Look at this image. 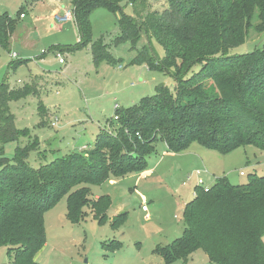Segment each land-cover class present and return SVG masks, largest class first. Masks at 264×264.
<instances>
[{"label": "trees", "instance_id": "16d2710c", "mask_svg": "<svg viewBox=\"0 0 264 264\" xmlns=\"http://www.w3.org/2000/svg\"><path fill=\"white\" fill-rule=\"evenodd\" d=\"M150 1L70 0L80 43L53 51L72 53L90 43V15L104 9L120 14L111 46L130 44L135 56L128 65L173 80L171 88H157L153 96L116 110L117 121L98 132L91 149L36 169L27 162L35 140L7 158L4 146L21 135L9 103L33 90L0 84V248L12 264H39L34 258L46 243L44 214L62 198L72 225L85 208L99 225L109 221L110 197L90 199V187L144 172L157 142L175 154L194 142L223 155L249 146L264 151V40L252 52L229 53L246 41L255 12V29L264 31V0H153L167 4L161 11H151ZM126 5L129 16L122 12ZM21 15L22 8L13 18L0 14V48L7 53ZM142 38L145 45L138 48ZM152 41L162 47V59L153 55ZM90 51L95 65L120 63L102 40ZM24 63L13 60L9 68ZM193 196L183 209L181 236L153 251L165 264L185 262L199 250L212 264H264V176L249 175L240 185L219 177L209 188L196 186ZM125 216L113 217L111 229H119ZM120 246L111 241L101 248L113 253Z\"/></svg>", "mask_w": 264, "mask_h": 264}, {"label": "rangeland", "instance_id": "374dc122", "mask_svg": "<svg viewBox=\"0 0 264 264\" xmlns=\"http://www.w3.org/2000/svg\"><path fill=\"white\" fill-rule=\"evenodd\" d=\"M150 6L151 11H161L167 4L152 0ZM21 8L26 13V19H19L18 22L19 27H24L30 22L31 15L24 0H4L0 14L6 13L13 18ZM69 10L72 13L70 6ZM122 12L129 16L132 9L126 5ZM119 17L120 14L104 9L94 10L90 15V43L70 55L69 52L63 55V52L57 51L66 60V65L63 66L58 64L56 53L51 47L56 42H59L56 43L59 48L80 43L77 26L72 20L63 26L62 32L53 31L48 39L38 40L33 35L30 36L38 44L31 54H39L41 49H50L44 57L47 62L36 61L29 64L27 61V68L22 64L9 68L12 61L10 55L17 54L19 47L9 45V54L0 49V84L5 81L11 89H19L28 85L25 82L35 74L45 73L48 76L50 73L57 77L52 76L48 81L36 80V84L28 85L31 87L29 94L33 90L32 94L9 103L15 118V127L21 135L16 142L4 146V155L7 158L14 156L16 148H23L35 140V149L28 153L27 162L36 169L70 153L87 151L94 145L100 130L110 131L116 110L128 108L141 98L153 96L161 84L168 88L173 86V80L169 76L146 68L129 66L128 63L135 56L129 43L115 48L111 46L112 40L118 34ZM257 24L255 12L246 41L231 49L230 55L249 53L259 46L264 40V31L257 32ZM97 40H102L113 57L120 60L118 65L93 63L90 45ZM143 45L144 38L139 42L138 48ZM150 47L153 55L162 59V47L154 41L150 43ZM119 65L122 68L119 69ZM65 66L67 68L64 70ZM155 146V152L147 159L149 166L145 171L154 167L168 152L162 142H157ZM196 162L202 165L200 168L206 170L205 173L202 171V174H191L190 168ZM160 163L161 167L145 178L132 174L120 179L112 178L116 180L114 185L106 181L99 186L90 187V199L96 194H112V204L107 213L109 221L112 216L126 214L125 222L117 230L111 229L109 221L99 225L87 208L84 209L85 216L77 224H70L65 217L66 199H60L44 214L46 243L37 263L165 264L153 251L157 246L168 245L181 236L184 220L180 203L183 199L191 201L194 198L198 179L202 180L203 188H209L211 183L206 180V175L211 172L219 174L217 177H227L234 185L245 184L248 176L252 174L264 176V151L251 146L223 155L194 142L186 150L176 154L175 158L162 157ZM187 172L190 174L187 175ZM241 172L244 175L241 176ZM187 176H190V180L186 184ZM145 194L154 198L144 201ZM141 205H146L149 209L148 219L141 211ZM111 241L118 242L120 249L113 253L103 251L101 245ZM0 264H12L5 247L0 248ZM172 264L212 263L199 250L185 262L179 260Z\"/></svg>", "mask_w": 264, "mask_h": 264}, {"label": "crops", "instance_id": "0c3cea01", "mask_svg": "<svg viewBox=\"0 0 264 264\" xmlns=\"http://www.w3.org/2000/svg\"><path fill=\"white\" fill-rule=\"evenodd\" d=\"M3 1L4 0H0V9H1V6L3 4ZM24 1H25V4H26V7H27V11L31 14L30 15V22L24 27H19V22L18 21H19V19H21V20L22 19H26V13L25 14L23 13L24 16L23 17H19L17 19L16 29L13 32V34L11 35V37H10V46L17 45L19 47V52L16 54L17 58L15 60H19V61L20 60H25L26 63H24L22 65H25L26 68H27L28 67L27 63L28 62H29V64L30 63H35L36 61H38V62H47L48 60H45L44 57L48 54V52L50 50V49H41L39 51V54L38 53L31 54V51H33L38 44H36L31 39L30 36L33 35L38 40L39 39L40 40H45V39H48L49 35L53 31L55 33L62 32L63 26L65 24H67V23H70L71 21L70 22L68 21V22H65V23H59L57 19L58 18L62 19L63 17H65V13L67 11H69V6L71 7V4H70V0H24ZM70 20H72L74 22L73 16H71ZM56 43H59V42H56ZM56 43L52 44L53 46L51 45L52 46L51 49H54V48L58 47V46H56ZM42 51H45L46 54L45 53L42 54ZM54 53H56L55 57L57 59L58 64L61 65V66L66 65V60H64L63 64H60L59 61H58V58L56 56L58 52L54 51ZM67 53L68 52H63V55L67 54ZM6 54H9V53L6 52ZM13 54H15V53H13ZM70 54L71 53H68V55H70ZM134 67L146 68L147 69V67H145L144 65H142V66H134ZM66 68H67V66H65V68H63V69L65 70ZM118 68L119 69L122 68V65H119ZM44 74L45 73H42L40 75L35 74V75L31 76L27 80V82H25V83L28 84V85H31L33 83L36 84V80H38V79H40L41 81L42 80L43 81L44 80L48 81L49 79H52V76L56 77V75H52L50 73H49L50 75L47 74L48 76H45ZM17 82L20 83L19 80ZM43 85L45 86V84H43ZM40 87H42V86H40ZM164 156H172V157L175 158L176 154L172 153V152H167L162 157H164ZM179 156H181V155H179ZM162 157H161V159H162ZM181 157L183 159H185L184 156H181ZM161 159L154 165V167H151L150 170L144 171V172L139 173V174H136L135 176H139V177L145 178V177H147V175L149 173H152V174L155 173V170L158 169L159 167H161V163H160ZM200 167H202V165H198L197 162H196L193 165V167L190 168L191 174H192V172H196V174H197V171H199V174L200 173L202 174V171L205 173L206 170L201 169ZM179 171H181V170H179ZM189 174L190 173L187 172V175H189ZM217 175H219V174H216V172H211V173H208L206 175V178H207L206 180H208L211 183L210 185H213L215 179L219 178V177H217ZM157 179H159V177H157ZM108 182L111 185H114L116 180L112 179V180H110ZM208 187H210V186H208ZM103 195L109 196L110 199H111V204H112V200H113L112 194L106 193V194H103ZM100 196H102V194L101 195L96 194L93 197V199H96V198H98ZM143 198H144V201L145 200L146 201H148V200L151 201L152 198H154V197L151 196L150 194H145V196ZM189 201H185L183 199V201L180 203L181 210L184 209L185 205ZM144 214H145V218H146V215L149 218V209H148V212L144 213ZM113 217L114 216H112V218ZM263 241H264V237H263ZM40 254H41V250L38 252V254L34 258L36 262H37V258L40 256Z\"/></svg>", "mask_w": 264, "mask_h": 264}, {"label": "built area", "instance_id": "2783aa9c", "mask_svg": "<svg viewBox=\"0 0 264 264\" xmlns=\"http://www.w3.org/2000/svg\"><path fill=\"white\" fill-rule=\"evenodd\" d=\"M73 14L70 12V10L69 11H67L66 13H65V17H63L62 19H60V18H58L57 20H58V22L59 23H65V22H68V21H70V19H71V16H72ZM24 15H21L20 17H23ZM45 51H42V54L44 53ZM57 56V58H58V61H59V63L60 64H63L64 63V60H63V58H61L60 57V55H56ZM17 58V55L16 54H12V55H10V59L11 60H15ZM116 107V109H117V106H115ZM117 116L115 115L114 117H113V120L114 121H117ZM197 174H199V171H197ZM240 175L242 176V175H244L242 172L240 173ZM186 184L189 182V180H190V176H187V178H186ZM203 185V183H202V180L201 179H198L197 180V184H196V186H202ZM141 211L143 212V213H147L148 212V208H147V206L146 205H142V207H141ZM146 219H148V216L146 215Z\"/></svg>", "mask_w": 264, "mask_h": 264}, {"label": "water", "instance_id": "95a60500", "mask_svg": "<svg viewBox=\"0 0 264 264\" xmlns=\"http://www.w3.org/2000/svg\"><path fill=\"white\" fill-rule=\"evenodd\" d=\"M164 85L163 84H161V85H159V87L158 88H162ZM172 87V86H171Z\"/></svg>", "mask_w": 264, "mask_h": 264}]
</instances>
